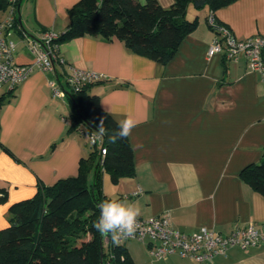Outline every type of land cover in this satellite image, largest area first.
Segmentation results:
<instances>
[{"label":"crops","instance_id":"crops-1","mask_svg":"<svg viewBox=\"0 0 264 264\" xmlns=\"http://www.w3.org/2000/svg\"><path fill=\"white\" fill-rule=\"evenodd\" d=\"M78 1L20 0L14 12L20 30L11 36L14 62L34 59L27 37L63 33L68 10ZM157 1L165 8L173 3ZM10 10H0V22ZM210 13L207 6H188L186 17L196 18L197 27L166 64L132 52L117 38L84 35L59 46L64 70L77 67L104 77L90 91L104 111L118 122L128 114L138 121L128 136L135 174L116 184L106 174L103 194L137 202L140 218L167 213L186 234L201 228L228 233L264 222V196L239 176L264 156V84L243 56H207L214 37ZM212 14L238 38L264 35V0H234ZM52 76L36 68L11 94L0 89V230L9 224L13 203L32 197L39 184L77 175L80 159L91 150L70 127L67 98L52 95ZM125 246L135 264H264V245L233 247L203 263L177 255L153 258L136 240Z\"/></svg>","mask_w":264,"mask_h":264},{"label":"trees","instance_id":"trees-1","mask_svg":"<svg viewBox=\"0 0 264 264\" xmlns=\"http://www.w3.org/2000/svg\"><path fill=\"white\" fill-rule=\"evenodd\" d=\"M19 1L0 0V10L10 5L16 9ZM233 1L173 0L165 8L157 0H79L68 10L67 29L53 42L59 50L61 43L84 35L117 38L132 52L166 64L182 39L197 27L196 18L186 17L190 4L196 9L207 6L213 13ZM19 24L14 14L15 32L20 30ZM60 76L58 73L61 82ZM97 82L66 90V98L71 108L70 127L76 133L82 129L95 132L103 118L107 134L102 146L106 154L101 157L97 147L91 145L89 154L80 159L77 175L51 185L39 184L32 197L9 207V224L0 230V264H135L126 242L116 246L93 227L100 216L99 205L107 199L102 192V173H108L114 184L135 174L128 137L115 143L109 139L119 131V122L90 92ZM3 103L1 98L0 105ZM239 176L264 196V156L244 166Z\"/></svg>","mask_w":264,"mask_h":264},{"label":"built area","instance_id":"built-area-1","mask_svg":"<svg viewBox=\"0 0 264 264\" xmlns=\"http://www.w3.org/2000/svg\"><path fill=\"white\" fill-rule=\"evenodd\" d=\"M8 1L13 3L15 0ZM9 8L12 14L0 22V89L13 91L36 68L53 75L48 80V85L52 95L58 98H66V90H78L86 83L104 79L93 71L77 67L64 70L66 62L60 56L57 44L53 42L58 33L52 30L44 31L38 40L27 37L26 44L28 50L35 54L34 59L27 64L15 63L13 59L15 43L11 38L17 29L14 25L15 8L13 5ZM207 22L214 32L207 56L221 53L226 60H236L243 56L248 68L260 73L264 84V35L238 38L228 27L218 24L212 13L208 15ZM58 73L61 75V82L58 80ZM79 133L87 135L89 144L97 147L101 157L106 154V148L102 146L101 141L91 142L95 132L87 133L82 129ZM128 240L145 243L150 256L156 259L177 255L203 263L215 256L226 255L233 247L246 249L264 245V222H251L243 227H234L228 233L201 228L197 232L186 234L177 230L169 215L163 213L148 218L138 217V227L134 234L124 239L121 244Z\"/></svg>","mask_w":264,"mask_h":264},{"label":"clouds","instance_id":"clouds-1","mask_svg":"<svg viewBox=\"0 0 264 264\" xmlns=\"http://www.w3.org/2000/svg\"><path fill=\"white\" fill-rule=\"evenodd\" d=\"M138 124L131 114L118 123L119 131L111 135L109 139L115 143L117 139L127 138L132 129ZM107 130L103 127V118L97 125L95 134L91 137V142L103 140ZM100 216L93 227L104 238L111 239L112 243L119 246L122 241L133 235L138 227V217L141 209L137 202L128 201L125 197L121 199L119 195L113 194L103 201L100 205Z\"/></svg>","mask_w":264,"mask_h":264},{"label":"rangeland","instance_id":"rangeland-1","mask_svg":"<svg viewBox=\"0 0 264 264\" xmlns=\"http://www.w3.org/2000/svg\"><path fill=\"white\" fill-rule=\"evenodd\" d=\"M84 136H85V138H87V141H88V137H87V135H84ZM90 146H91V145H90ZM106 174L108 175V173H106V172L102 173V177H104ZM107 175H106L105 177H106L107 181H109ZM87 237H88V236H87ZM130 244L136 245L137 243L135 244V243H132V242H131Z\"/></svg>","mask_w":264,"mask_h":264},{"label":"water","instance_id":"water-1","mask_svg":"<svg viewBox=\"0 0 264 264\" xmlns=\"http://www.w3.org/2000/svg\"><path fill=\"white\" fill-rule=\"evenodd\" d=\"M19 22H20V20H19ZM81 118H82V120L84 121V123H85L87 126L92 127V125H91L89 122H87V120H86L84 117H81Z\"/></svg>","mask_w":264,"mask_h":264}]
</instances>
